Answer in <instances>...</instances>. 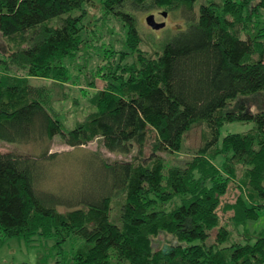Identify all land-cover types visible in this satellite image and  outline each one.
I'll use <instances>...</instances> for the list:
<instances>
[{
	"label": "trees",
	"instance_id": "16d2710c",
	"mask_svg": "<svg viewBox=\"0 0 264 264\" xmlns=\"http://www.w3.org/2000/svg\"><path fill=\"white\" fill-rule=\"evenodd\" d=\"M91 1L0 0L7 46L0 51V140L41 148L35 156L0 152V245L35 236L61 245L76 237L82 245L74 264H114L113 255L128 264H264V232L230 241L231 225L256 220L264 209V108L234 109L240 97L264 92V0H101L127 29L134 61L122 66L117 56L124 61L126 52L110 50L93 110L67 128L55 104L67 99L66 59L88 41ZM149 8L179 12L186 25L155 54L140 47L136 15ZM234 122L255 126L221 141L222 127ZM57 135L73 148L101 139L111 153L126 155L133 144L142 153L150 143L155 156L138 163L86 155L85 185L66 194L42 171L59 157L50 152ZM162 152L193 157L177 165L156 155ZM231 183L240 195L222 225L218 211ZM114 201L120 224L110 221ZM162 233L175 242L156 248Z\"/></svg>",
	"mask_w": 264,
	"mask_h": 264
},
{
	"label": "rangeland",
	"instance_id": "374dc122",
	"mask_svg": "<svg viewBox=\"0 0 264 264\" xmlns=\"http://www.w3.org/2000/svg\"><path fill=\"white\" fill-rule=\"evenodd\" d=\"M88 10L89 17L87 21H90L86 24L87 29L83 33L88 41L84 42L78 56L66 59L65 62L70 69V79L66 91L67 99L55 104V108L61 112V120L67 128H72L75 122L82 120L88 112L93 110L90 105V98L97 90L106 86L102 75L106 73L105 68L109 65V62L105 59L108 57L110 50L115 48L117 51L126 52L127 58L124 61L120 60L121 55L118 54L117 56V62L122 66H127L128 63H133L134 61L129 56L131 51L126 44L127 29L125 26L114 16L105 14L101 0H92L91 7ZM152 14L155 15L156 22H165L166 26L163 29L154 30L147 24L146 19ZM136 16L138 31L142 39L140 47L148 54H155V49L159 48L162 43L164 44L170 34L172 35V33L181 31L186 27L179 12L172 14L162 8H149L139 11ZM6 49L7 46L0 37V51L5 52ZM90 81L95 84L94 88L89 86ZM240 104H244L251 112H258L264 108V92L249 97H240L234 109L238 108ZM254 126L255 124L252 122L247 124L242 122L226 124L221 129L220 139L222 141L230 133H246L253 129ZM201 129L202 127H199L190 136L192 138L189 142L190 144H195L196 140L200 138L203 130ZM150 145L148 143L144 147L143 152L140 153L139 147L133 144L132 151L126 155L111 153L106 149L101 139H96L80 148H73L67 146L62 141L61 136L57 135L50 143V152L58 153L59 157L48 160L47 164L43 165L42 171L45 175V181L48 182L47 184L50 187H54L59 192L73 194L74 191L77 192V189L85 185V177L89 175L87 159H89L91 153H99L101 157L111 162L128 160L147 163L155 156ZM40 149L33 144L10 143L0 140V152L35 156L41 153ZM156 155H161L166 162L177 165L183 164L186 160L193 157L185 152L176 154L162 152ZM220 160L217 161V165L220 164ZM239 195L240 188L236 183H231L227 194L221 200V206L218 211L222 225H228L231 222L229 218L233 216V211H226L228 210L226 206L235 203ZM112 206L110 221L120 224V204L114 201ZM60 210L64 209L60 208ZM230 229L231 242H245L247 238L254 240L264 232V209L260 212L258 219L250 220L240 226L231 225ZM154 240L156 248L161 247L165 243L175 242L171 235L165 233H162ZM81 245L82 241L76 237L68 239L61 245L58 244L57 237L54 236H35L32 240L16 237L6 240L0 245V264H56L58 260H60L61 264H74L73 254ZM112 257L114 264H128L117 261L114 255Z\"/></svg>",
	"mask_w": 264,
	"mask_h": 264
},
{
	"label": "water",
	"instance_id": "95a60500",
	"mask_svg": "<svg viewBox=\"0 0 264 264\" xmlns=\"http://www.w3.org/2000/svg\"><path fill=\"white\" fill-rule=\"evenodd\" d=\"M165 16H166V14H165ZM146 21H147V24L154 30H160L166 26L165 22H162V23L156 22L155 15H153V14L148 16Z\"/></svg>",
	"mask_w": 264,
	"mask_h": 264
}]
</instances>
